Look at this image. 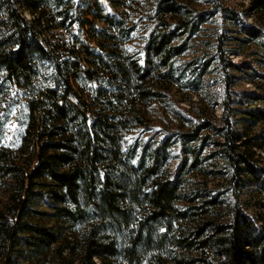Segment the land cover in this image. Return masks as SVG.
Here are the masks:
<instances>
[{
  "label": "trees",
  "instance_id": "16d2710c",
  "mask_svg": "<svg viewBox=\"0 0 264 264\" xmlns=\"http://www.w3.org/2000/svg\"><path fill=\"white\" fill-rule=\"evenodd\" d=\"M250 4L256 14H264V0ZM90 5L89 18L79 20L81 31L71 34L65 53L52 44L44 49L35 30L41 32L52 21L56 29L72 26L76 21L70 7L63 8L61 0H0V71L11 85L35 92L28 103L21 152H0V175L9 180L0 210L2 264H12L18 249L29 258L50 253L54 264H66L67 259V264H214L209 256L221 264H264V233L243 212L238 193L251 182L264 188V168L254 158L255 137L236 130L229 116L219 124L202 119L177 139L170 135L155 140L152 150L145 145L138 164L128 167L124 177L118 173L132 157L121 153L118 133L142 125L136 104L155 101L160 92L151 82L149 54L143 66L125 54L133 27L105 14L99 3ZM20 8L32 15V21ZM180 10L170 0H159L156 15ZM205 19L202 12L194 24L177 20L170 27L159 18L147 51L167 67L186 44L174 42L196 31ZM160 25L163 28L156 31ZM251 36L257 41L258 31L252 30ZM261 46L264 50V43ZM217 51L223 74L237 68ZM39 65H46L50 73L42 89L37 82ZM226 76L231 81L232 76ZM81 83L91 84L88 100L81 97ZM224 106L227 109L229 102ZM240 112L247 127L264 125L263 111ZM177 141L182 161L162 180L167 148ZM214 157L221 158L224 178L230 181L233 206L226 221L218 220L222 195L213 194L214 186L207 182L191 178L202 172L203 160ZM44 193L52 203L50 216L69 228V236L60 226L51 231L26 220L40 214L33 205ZM133 210L141 214L135 218ZM173 217L180 235L171 239ZM79 226L84 231L78 236ZM160 226L164 233H158ZM168 240L171 249L164 244Z\"/></svg>",
  "mask_w": 264,
  "mask_h": 264
},
{
  "label": "rangeland",
  "instance_id": "374dc122",
  "mask_svg": "<svg viewBox=\"0 0 264 264\" xmlns=\"http://www.w3.org/2000/svg\"><path fill=\"white\" fill-rule=\"evenodd\" d=\"M61 1L63 8L70 7L76 22L66 29L53 28L57 23L53 21L45 29H41V32L36 28L39 45L44 49H48L52 44L61 46L60 51L67 53L71 44V34L81 31L77 28L79 20L89 18L90 4L97 2L105 14L124 21L126 28L133 27L124 44L127 52L125 54L142 66L149 54L150 66L153 69L151 82L160 92V97L152 102L136 104L143 124L118 133L121 153L127 156L132 153V157L126 158L125 166L118 171L123 173L121 177L127 175L128 167L138 164L145 145L152 150L156 145L155 140L161 141L170 135L177 139L180 133L188 131L190 126L202 119L219 124L224 115L230 117L236 130L245 132L251 138L255 137L252 141L254 158L258 165L264 168V125L247 127L240 112L250 110L264 112V50L261 46L264 43V14H256L250 0H170L180 7V12L171 15L158 13V16L156 7L159 0ZM20 12L27 21H32V15L27 10L20 8ZM202 12L206 15V19L199 24V28L190 35L187 32L174 42V45H177L186 40L181 53L173 55L167 67L160 66L159 57L148 52L146 48L149 35L154 31L159 18L170 23V27H173L177 20L187 21L188 25H191L196 22L197 16ZM162 28L163 26L160 25L156 31H161ZM252 30L258 31L257 41L251 36ZM103 44L106 46L109 43L103 42ZM218 49L221 50L223 59L236 65L237 68L228 69L227 73L223 74L218 65ZM125 62L128 64L127 60ZM204 65H206L205 68H203ZM39 66L37 82L38 87L42 89L47 84L46 80L50 73L46 65ZM97 73L101 74L100 77L103 76L100 69ZM166 73L169 76H164ZM157 74L162 76H156ZM226 75L232 76L231 81H228ZM80 85L84 92L81 93V97L85 100L90 99L91 84L81 83ZM34 94L35 92L28 88L11 85L5 74L0 71V152L3 151L12 156H18L21 152L28 122V103ZM102 101L106 102V100ZM226 101L229 102L227 109L224 106ZM257 137L260 139L258 140ZM210 150L211 146L207 148L205 154L207 155ZM166 155L163 170L159 173V178L162 180L182 161L180 142L170 145ZM145 161L148 163L147 158ZM200 167L202 172H195V175L191 177L192 181H204L214 186L213 194L222 195L221 208L217 209L218 220H228L233 199L230 195V181L224 178L226 170L223 161L221 158L214 157L203 160ZM213 171L222 172V174L214 175ZM8 181L7 177L0 175V210L7 200ZM262 183L264 184V180ZM261 185L248 183L238 193L243 212L253 226L264 233V188ZM37 200L33 207L40 214L29 215L26 220L51 231L60 226L64 229L65 235L69 236V228L50 216L52 203L49 196L44 193ZM140 214L138 210H133V217L137 218ZM175 219L176 217L172 218L173 228L168 234L171 239L180 235ZM162 227L158 228V233H164L165 228ZM75 231L79 236L84 228L79 226ZM123 234L126 235L125 232ZM164 244H168V249L173 247L169 245V240ZM1 252L0 246V255ZM209 258L214 264H221L214 257L209 256ZM54 261L50 253L47 257L29 258L25 255L24 249H18L12 264H54ZM68 262L69 259L66 260V264ZM0 264H2L1 260Z\"/></svg>",
  "mask_w": 264,
  "mask_h": 264
}]
</instances>
